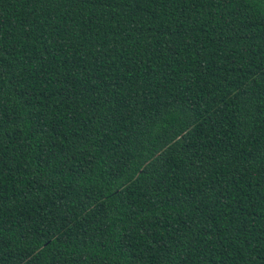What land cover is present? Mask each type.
Instances as JSON below:
<instances>
[{"label":"trees","instance_id":"obj_1","mask_svg":"<svg viewBox=\"0 0 264 264\" xmlns=\"http://www.w3.org/2000/svg\"><path fill=\"white\" fill-rule=\"evenodd\" d=\"M0 264H264V0H0Z\"/></svg>","mask_w":264,"mask_h":264}]
</instances>
